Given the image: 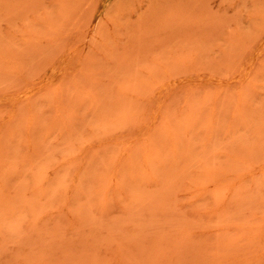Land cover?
Returning <instances> with one entry per match:
<instances>
[{
    "label": "rangeland",
    "instance_id": "rangeland-1",
    "mask_svg": "<svg viewBox=\"0 0 264 264\" xmlns=\"http://www.w3.org/2000/svg\"><path fill=\"white\" fill-rule=\"evenodd\" d=\"M151 1L0 0V264H264V0Z\"/></svg>",
    "mask_w": 264,
    "mask_h": 264
},
{
    "label": "bare ground",
    "instance_id": "bare-ground-1",
    "mask_svg": "<svg viewBox=\"0 0 264 264\" xmlns=\"http://www.w3.org/2000/svg\"><path fill=\"white\" fill-rule=\"evenodd\" d=\"M156 1H157V0H156ZM156 1H155V0L153 1V0H152L151 2H153V4H154V3H157ZM161 1H162V4H161L160 2H159V3L161 4V6H164V5H163V4H165V3L163 2L164 0H161ZM168 1H169L172 5H173V3H175V2H173V0H167L166 5H167V4H170V3H168ZM171 1H172L173 3H172ZM180 1H181V0H180ZM182 1H183V0H182ZM190 1H191V0H190ZM190 1H187L188 4H189ZM193 1H195V0H192V2H193ZM199 1H201V0H196V1H195V2H197L196 4H198ZM204 1H206V0H204ZM165 2H166V1H165ZM187 2H186V3L183 2L184 5L187 4ZM195 2H193V3H195ZM193 3H192V5H191V3L189 4V5H191L192 7H188V8H190V9H188V12H189V11L192 12L191 10L195 7L196 4H194V6H193ZM199 3H200V2H199ZM207 3H208V1L205 2V4H207ZM150 4H151V3H150ZM160 4H156V5H157V6H158V5L160 6ZM171 4H170L169 6H171ZM201 4H203V2L200 3V4H198L196 7L198 8ZM205 4H204V5H205ZM175 5H176V3H175ZM175 5H173V6H175ZM151 6H152V5H150V7H151ZM161 6L159 7V10L162 8ZM185 6H188V5H185ZM185 6L182 7V10H183V11H184L183 8H186V9H187V7H185ZM205 6H206V5H205ZM205 6H204V7H205ZM165 7H166V6H165ZM200 7H201V6H200ZM202 7H203V5H202ZM202 7L199 9V10H200V14H198V18H196L197 15H195L196 12H199V11H196V10H195L196 8L193 9V10H195V12H193L194 15H190V18H192V17L194 16L193 18H195L196 21H197V20L199 21V20L201 19V17H199V16H201V14L203 15V13L206 11V10H204V7H203V8H202ZM154 8L156 9V7L153 6V9H152L153 12H154L153 14H154L155 17H156L155 20H158V18H157L158 16L155 14L157 11H155ZM157 8H158V7H157ZM180 8H181V7H180ZM180 8L178 7V8H175V9H176L177 11H178V10L180 11V10H181ZM191 8H192V9H191ZM150 9H151V8H150ZM163 9H164V7L162 8V10H163ZM175 9H174L173 12H171V11L168 12V11H167V12H168L167 15H170V16L174 17V19H172V17H171V19H170V20H172L171 22L178 24L177 22L179 21V22L182 23V20H181V21L178 20L177 22H175V21L177 20V18H180V17H181V16L177 17V15H178L177 13H178V12L175 11ZM202 9H203L204 12L201 11ZM162 10H160V11H162ZM182 10H181V11H182ZM160 11H158L157 14H159ZM181 11H180V12H181ZM167 12H166V13H167ZM170 12H171V13H175V14L171 15ZM176 12H177V13H176ZM180 12H179V15H181V13H182V12H181V13H180ZM186 12H187V11L185 10V12H184L183 14L186 15ZM190 12H189V14H192V13H190ZM202 12H203V13H202ZM150 13L152 14L151 11H150ZM150 13H148V14H149V16H150L149 19L151 20V14H150ZM161 13H164V12H161ZM161 13H160V15H161ZM166 13H164V14H165L164 16H166ZM153 14H152V15H153ZM176 14H177V15H176ZM189 14H187V17H189ZM144 15H146V13H145ZM162 15H163V14H162ZM162 15L159 17V18L162 17V19H159L158 21H159V22H162L163 27H164V24H165L169 19L167 20V18H166L167 16L164 17V16H162ZM175 15H176V16H175ZM185 15H184V16H185ZM146 16H148V15H146ZM170 16H168V17H170ZM182 16H183V15H182ZM191 16H192V17H191ZM155 17L152 16V19L155 18ZM163 17L166 18V19H165V20H167L166 22L163 21ZM175 17H177V18H175ZM187 17H185V18H187ZM144 18H146V17H144ZM185 18L181 17V19H183V23H184V20L187 21L188 19H190V18H187V20H186ZM199 18H200V19H199ZM203 18H205V17H203ZM141 19H142V17H141ZM175 19H176V20H175ZM160 20H162V21H160ZM198 21H197V24H198ZM202 21H203V20L201 19V22H202ZM139 22H140V23H138L139 25L135 24V26H137V27H140V26H142V25L144 26V24H142V23L144 22V19H143V22H142V20H139ZM153 22L156 23L157 21H156V22L153 21ZM153 22L151 23L152 26H153V24H154ZM164 22H165V23H164ZM189 22H190V21H189ZM189 22H188V23H189ZM193 22H194V21H193ZM199 22H200V21H199ZM146 23H147V21L145 22V29H144V30H147V29H150V30H151V27H152L151 24H150V27H149V25H148L149 22H148V24H146ZM194 23H195V22H194ZM141 24H142V25H141ZM157 24H158V23H157ZM157 24H156V25H157ZM159 24L162 25L161 23H159ZM159 24L157 25V30H155V29H156V27H155L156 25H154L153 28H155V29H153V32H154V30L157 32V31H158V28H159V31H160V30L163 31V30H162L163 27L161 28V26H159ZM168 24H171L170 21L168 22ZM168 24H165V25H166V28L168 29V31H170L168 27H170L172 24H171L170 26L167 27ZM184 24H185V23H184ZM146 25H148V27H146ZM199 25H201V24L199 23ZM143 26H142V27H143ZM133 27H134V26H133ZM137 27H136V28H137ZM175 27H176V26H175ZM175 27H173V30L175 29V32H174V31H170V32H168L167 29L164 28V32H163V33H165V32L170 33V35L167 36V38H170L172 32H174V33L177 32V31H176L177 27H176V28H175ZM143 28H144V27H143ZM170 28H172V27H170ZM138 29L140 30V29H142V28L140 27V28H137V30H138ZM165 29H166V31H165ZM135 31H136V29H135ZM151 31H152V30H151ZM151 31H150V32H151ZM159 31H158V32H159ZM133 32H134V28H133ZM153 32H152V33H153ZM158 32H157V35H158ZM135 33H136V32H135ZM135 33H134V34H135ZM148 33H149V32H148ZM163 33L161 32V35H162ZM174 33H172V35H174ZM150 34H151V33H150ZM154 34H155V33H154ZM154 34H152V35H154ZM166 34H167V33H166ZM166 34H165V35H166ZM165 35H164V38H162L163 40H164V39L167 40L166 37H165ZM161 37H163V36H161ZM158 38H160V36H158ZM160 39H161V38H160ZM165 40H164V41H165ZM164 41H163V42H164ZM258 52H259V51H258ZM252 53H253V52H252ZM259 54H260V52H259ZM253 55H254V53H253ZM255 55H256V54H255ZM250 57H251V56H250ZM254 58H255V57H254ZM254 58H253V59H254ZM256 58H257V60H258V57H256ZM255 61H256V59H254V61L252 62V61H251V58H250V62H251V63H254ZM248 62H249V61H248ZM182 79H184V78H182ZM184 80H186V79H184ZM198 80H199V79H198ZM200 81L202 82V80H199V82H200ZM217 81H218V80H217ZM215 82H216V81H215ZM222 82H223V81H222ZM222 82H221V83H222ZM227 82H228V81H226V83H227ZM218 83H219V82H218ZM221 83H220V84H221ZM224 83H225V82H224Z\"/></svg>",
    "mask_w": 264,
    "mask_h": 264
}]
</instances>
